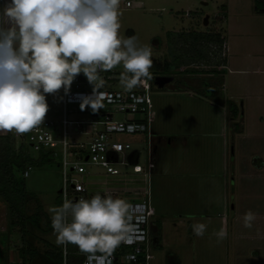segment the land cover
<instances>
[{
  "label": "rangeland",
  "instance_id": "obj_1",
  "mask_svg": "<svg viewBox=\"0 0 264 264\" xmlns=\"http://www.w3.org/2000/svg\"><path fill=\"white\" fill-rule=\"evenodd\" d=\"M229 1L230 32L236 38L229 53H234L235 65L255 70L259 63L250 61V67L245 63L257 46L263 72L227 74L228 69L217 68L221 62L218 49L210 45L214 41H208L206 32H223L218 30L223 25L218 21L223 20V7ZM119 12L120 36L135 35L141 45L152 50L153 79L134 89L145 93L151 103L150 133L117 135L132 144L124 180L132 182L134 173L141 167L148 169L151 158H156L157 170L150 173L147 186L155 219L164 221V240L161 247H153L150 264H264V0H120ZM241 27L246 28L243 35ZM112 71L120 76L123 65ZM160 77L169 78L163 89L154 85ZM224 78L226 89L222 91ZM112 87L123 90L119 80ZM45 96L49 106L45 118L60 119L62 90ZM81 112L85 118L91 116ZM8 133L22 144L16 133ZM25 146L35 163L29 164L32 169L28 176L24 171L23 178L30 202L40 213L39 225L29 226L25 248L37 249L38 254L32 261L29 254H21V233L11 226L8 206L0 197V264H21L23 259L25 264H51L46 251L63 247L55 243L47 208L62 205V168L60 159L51 156L52 160L37 164L44 150H35L28 143ZM224 166L226 211L218 205L208 207V200H216L218 190L203 184L207 175L220 174ZM249 210L257 216L251 229L245 228L242 220ZM226 212L230 231L221 243L216 242L215 225L206 224L202 238L193 235V223H206L204 214ZM157 221L154 236L160 229Z\"/></svg>",
  "mask_w": 264,
  "mask_h": 264
},
{
  "label": "clouds",
  "instance_id": "obj_2",
  "mask_svg": "<svg viewBox=\"0 0 264 264\" xmlns=\"http://www.w3.org/2000/svg\"><path fill=\"white\" fill-rule=\"evenodd\" d=\"M120 0H10L0 10V133L24 134L41 125L48 112L45 94L84 73L93 93L81 110L104 108L99 72L123 65L119 81L132 92L153 79L152 50L135 35L121 37ZM55 243L78 247L86 264H105L121 243H132L138 225L130 205L105 193L49 206ZM257 219L249 210L242 220L251 229ZM205 223H193V235L203 237ZM217 243L227 238L221 227Z\"/></svg>",
  "mask_w": 264,
  "mask_h": 264
},
{
  "label": "built area",
  "instance_id": "obj_3",
  "mask_svg": "<svg viewBox=\"0 0 264 264\" xmlns=\"http://www.w3.org/2000/svg\"><path fill=\"white\" fill-rule=\"evenodd\" d=\"M99 75L104 80L100 89L104 94V108L96 112L90 107L81 110L82 99L93 93V85L84 73H80L67 92L61 88L63 116L60 119L45 118L30 132L16 136L21 143H28L35 150L48 151L51 157L60 159L63 176L61 203L65 196L76 201L81 197L91 199L97 193L102 196L107 193L113 198H122L130 205L132 223L138 225L133 242L121 243L105 264H150L155 240L153 226L157 220L145 183L147 172L141 167L134 173L136 179L132 182L124 180L129 173L127 157L132 144L119 140L117 135L149 134L151 103L141 91L114 90L112 86L119 80L115 71H101ZM81 111L91 116L85 118ZM117 114H122L124 118L118 119ZM131 160L134 161V158ZM31 169L29 165L25 176ZM62 252L63 264H68L71 254L80 256V264H86V256L80 253L78 247L68 246Z\"/></svg>",
  "mask_w": 264,
  "mask_h": 264
},
{
  "label": "trees",
  "instance_id": "obj_4",
  "mask_svg": "<svg viewBox=\"0 0 264 264\" xmlns=\"http://www.w3.org/2000/svg\"><path fill=\"white\" fill-rule=\"evenodd\" d=\"M206 35H208V41H214L213 44L210 42V45H215L218 49L217 55L221 62L217 65L226 64V58L222 55L225 42L221 33L206 32ZM50 156V152L43 151L36 163L48 162L52 160ZM32 162L35 163V159L31 157L25 143L18 145L13 135L0 133V197L8 206L11 226L18 227L21 233L24 244L21 254L24 256L29 254L30 261L36 258L38 253L37 249L25 248L28 234L31 233L29 226L36 227L40 223V213L30 202L32 199L23 178L26 167ZM46 255L50 256L51 264H63L62 250L50 249L46 251ZM25 260L23 259L21 264H25ZM80 262V256L69 255L68 264H80Z\"/></svg>",
  "mask_w": 264,
  "mask_h": 264
},
{
  "label": "crops",
  "instance_id": "obj_5",
  "mask_svg": "<svg viewBox=\"0 0 264 264\" xmlns=\"http://www.w3.org/2000/svg\"><path fill=\"white\" fill-rule=\"evenodd\" d=\"M8 2H10V0H0V10H2L3 6L6 3H8ZM224 7H223V11L225 13V16H222L221 18L223 20L222 21H218V23L222 22L223 25L224 24L227 25L229 30L225 29V27L223 25H219V29L218 30L220 31V29H224L223 32L221 33V37L224 39V42H225L224 45H223V48H222L223 49V54L222 55L226 58V64L218 65L217 68L218 69H225V68L228 69L227 74L228 73L230 74L232 72H233V74H235V73L240 74L239 72H253V71H255L257 73L263 72V70L260 69L261 68L260 65L263 64V62H260V61H262V55H260L261 51L258 50L257 46H255V45H254L253 50L250 52L251 56H250V58H248V63H245V66H248V67L252 66L251 62L254 60L253 63H259L257 68L255 70L254 69H245L246 67L244 68L243 66L235 65V60L236 59L233 57L234 53L231 54V55L229 53L230 50H232V48L234 47V43H235L234 40H233L235 37L231 36V32H230L231 31V25H232V3H231V1H229L228 5H226V6L224 5ZM206 23L209 24V20L208 19H207ZM241 29L242 30H240V34L243 35L244 34L243 29L246 30V28L241 27ZM207 32H209V31L207 30ZM212 32H215V31H212ZM227 34H228V36H227ZM230 38H231L232 41H230ZM230 45H231V49H230ZM250 45H251V43L249 44V46ZM250 49H251V47H249V51H250ZM230 64H233V67H231ZM225 89H226V86H225V78H224L222 91H224ZM258 98H260V96H258ZM212 101L217 103V101H215V100H212ZM225 102H226V98L224 96L222 108L226 112V104H224ZM225 117H226V115H224L223 125H224V122H225ZM223 137H225V136L223 135ZM224 143H225V141H224ZM225 144L226 145H225L223 160H225L227 158V150H226L227 142ZM155 162H156V158H151V162H150L149 168L148 169L145 168L146 172H147L145 174V183L146 184H148L150 173L155 172L157 170ZM224 170H225V166H224L223 170L220 172V174H218V175H214V174L213 175H207V179H206V181L203 184L208 185V187L210 189H212V190H218L217 191L218 192V196L216 197V200H208L209 201L208 207L218 205V206H221L222 208H225V211H226L227 203H228V196H227V189H226L227 181L224 180V178L226 179V174H225ZM161 171L164 172V169H162ZM223 171H224V173H223ZM3 205H5V204H3ZM203 216L205 217L204 218L205 221H206L205 224H211L213 226L215 225L216 228H217V231H219V229L221 227H224L227 230V233L229 235L230 228H229V217L227 215V212L224 213V214L218 213L216 215H213V214L212 215H205L204 214ZM155 217H156V215H155ZM209 220H210V222H209ZM157 223L160 224V229H159V233L157 234L158 236L157 235L155 236L154 247H161L162 244H163V240H164L163 233H162V226H163L164 221H161V220L159 221L158 220Z\"/></svg>",
  "mask_w": 264,
  "mask_h": 264
},
{
  "label": "water",
  "instance_id": "obj_6",
  "mask_svg": "<svg viewBox=\"0 0 264 264\" xmlns=\"http://www.w3.org/2000/svg\"><path fill=\"white\" fill-rule=\"evenodd\" d=\"M169 78L167 77H160L158 78L155 82L154 85L158 88V89H163L165 84L168 82ZM60 192V191H59Z\"/></svg>",
  "mask_w": 264,
  "mask_h": 264
}]
</instances>
